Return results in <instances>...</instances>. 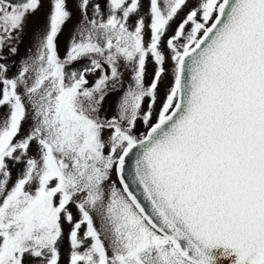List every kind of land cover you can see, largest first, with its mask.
I'll list each match as a JSON object with an SVG mask.
<instances>
[{"label": "snow or ice", "instance_id": "snow-or-ice-1", "mask_svg": "<svg viewBox=\"0 0 264 264\" xmlns=\"http://www.w3.org/2000/svg\"><path fill=\"white\" fill-rule=\"evenodd\" d=\"M41 2L0 0V264H61L65 224L66 264H264V0H197L166 40L188 0H149L147 20L141 0H106L107 12L79 0L84 24L63 57L57 40L72 13L50 0L38 45L9 76ZM121 88L117 113L103 114ZM136 148L151 213L125 182Z\"/></svg>", "mask_w": 264, "mask_h": 264}, {"label": "rangeland", "instance_id": "rangeland-1", "mask_svg": "<svg viewBox=\"0 0 264 264\" xmlns=\"http://www.w3.org/2000/svg\"><path fill=\"white\" fill-rule=\"evenodd\" d=\"M99 2L103 5L105 12H107V9L105 7L106 0H99ZM196 2L197 0H188L187 5L178 13L174 21L171 22L169 26V30L166 33L165 40L167 39L168 36L172 34L173 29H175L176 26L179 24V22L182 20V18L184 17V13L188 9H191L196 4ZM78 4H79V0H67V7L72 13V15H71V18L65 23V25L62 28L61 33L58 36L57 45H58V51L61 57L65 55V52L69 45L70 38L73 35L77 34L80 28L82 27V25L84 24V18L82 16L81 9L79 8ZM148 7H149V0H141L140 14H145L146 16V13L148 12ZM49 10H50V0H42L41 6L38 9V11H36L34 14L27 17L24 30H23V33H22V36L19 42L18 55L12 56L9 58L8 61H6V63L13 65L10 68V71L8 73L9 76H12L13 74H15V72L17 71V68L19 67L20 62L23 59L30 56L32 52L35 50L40 38L42 37L46 29ZM91 15L92 13H91V3H90L88 17L91 18ZM131 19L134 20L135 17H132ZM146 20H147V16H146ZM145 39L147 41L148 39L147 34L145 36ZM162 49L166 55L169 54V50L163 43H162ZM86 62H87L86 60H81L79 62L72 64L71 68L72 69L80 68L81 65L85 64ZM166 67L169 70H171L172 62L168 61L166 64ZM155 68H156V65L152 61L151 57H149V59L146 62L145 80H144L145 85L150 84ZM121 71L123 73L122 80L126 87L129 83L132 82V72L130 68L124 67L123 61H121ZM98 75H99V72H97L95 75H90L88 77L89 85L94 83ZM169 80H170V75H166L163 79L162 84L160 85L158 99H157L156 105L154 106V111H153V121H155V118H156L155 112L156 110H158L160 101L163 99L165 87L168 85ZM124 90H125L124 88H121L118 91L110 93L106 97V100L104 103L103 114L107 116H112L117 113V103ZM149 103H150V100L149 98L146 97L142 105V109H141L142 113L148 110ZM30 115H31V111H30ZM30 122L31 121L29 120L24 123V125L22 126L21 134H23L24 132L28 130ZM146 130H147L146 126L144 125L142 119H138L136 122V127L133 129V133L139 137L142 134H144ZM107 135L108 133L106 132L105 137H107ZM35 152H36V146L35 144H33L32 148L30 149V153L35 154ZM21 168H23L22 164L12 168V179L13 180L16 178L17 172ZM112 180L115 181L116 186L122 190V185L120 184L119 180L117 179L115 175H113ZM69 209L70 211L73 212L74 218L78 219L79 214L75 206L70 205ZM94 218L96 219L97 227L101 228L102 226H101V221L99 217H95V214H94ZM69 227L70 226L67 224L64 225L65 239L61 245V252H62L61 264H66L67 262L68 251H69V245L67 241V232H68ZM83 230L84 229L82 228L81 231L83 232ZM106 243H107V240H106Z\"/></svg>", "mask_w": 264, "mask_h": 264}, {"label": "water", "instance_id": "water-1", "mask_svg": "<svg viewBox=\"0 0 264 264\" xmlns=\"http://www.w3.org/2000/svg\"><path fill=\"white\" fill-rule=\"evenodd\" d=\"M141 150L136 148L133 150L132 153L126 158V165H125V182L129 185V190L132 191L140 201L141 205L145 207L146 211L151 213L152 206L150 201L147 199L143 187L138 183L135 177V161L137 156ZM220 264H231L230 259L222 258Z\"/></svg>", "mask_w": 264, "mask_h": 264}, {"label": "flooded vegetation", "instance_id": "flooded-vegetation-1", "mask_svg": "<svg viewBox=\"0 0 264 264\" xmlns=\"http://www.w3.org/2000/svg\"><path fill=\"white\" fill-rule=\"evenodd\" d=\"M190 9H188L185 13H184V16H185V14L189 11ZM175 27V26H174ZM174 30V29H173Z\"/></svg>", "mask_w": 264, "mask_h": 264}, {"label": "trees", "instance_id": "trees-1", "mask_svg": "<svg viewBox=\"0 0 264 264\" xmlns=\"http://www.w3.org/2000/svg\"><path fill=\"white\" fill-rule=\"evenodd\" d=\"M102 8H103V5L101 4Z\"/></svg>", "mask_w": 264, "mask_h": 264}]
</instances>
